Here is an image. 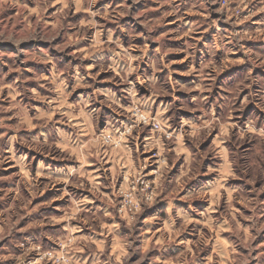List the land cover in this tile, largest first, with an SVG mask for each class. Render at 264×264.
Returning a JSON list of instances; mask_svg holds the SVG:
<instances>
[{"label":"rangeland","instance_id":"1","mask_svg":"<svg viewBox=\"0 0 264 264\" xmlns=\"http://www.w3.org/2000/svg\"><path fill=\"white\" fill-rule=\"evenodd\" d=\"M257 97L264 0H0V264H264Z\"/></svg>","mask_w":264,"mask_h":264},{"label":"clouds","instance_id":"2","mask_svg":"<svg viewBox=\"0 0 264 264\" xmlns=\"http://www.w3.org/2000/svg\"><path fill=\"white\" fill-rule=\"evenodd\" d=\"M208 79H212L210 76L207 77ZM205 87H211V85H203L202 89ZM239 96V86H237L236 89H233V94L226 104L225 112L226 115L222 116L220 119H212L211 126L212 127H226L228 118L231 117L232 110L235 106L236 100ZM206 99V98H205ZM259 102L261 104H264V97H257ZM205 128L208 127V125L204 126ZM243 134L244 136L255 135L256 137H260V150L256 152H252L248 155L246 159H244L243 163H239L241 157L239 154L233 153L232 157V164L237 165L238 171H240L242 174L250 175L252 179H256L259 177L261 180H264V130L256 131L255 130V122L254 121H248L245 126L238 129L237 135L238 137ZM221 153L225 156H227V153L221 149ZM200 155V153H196L193 155L192 153H186V156L190 163L198 164L199 161L197 157ZM242 242V241H241Z\"/></svg>","mask_w":264,"mask_h":264},{"label":"crops","instance_id":"3","mask_svg":"<svg viewBox=\"0 0 264 264\" xmlns=\"http://www.w3.org/2000/svg\"><path fill=\"white\" fill-rule=\"evenodd\" d=\"M112 169V168H111ZM101 171V172H100ZM110 171V169L109 168H107V167H103V168H99V169H96V168H94L93 170H92V172L93 173H95V177H93L94 178V181H95V179H99L98 180V184H101L102 183V180H101V173L103 174V175H106L108 172ZM84 174H85V171L83 172ZM98 173H100V174H98ZM83 178H86V177H83ZM70 179H68V181H69ZM102 195V194H101ZM104 198H103V196H102V200H103ZM85 205V204H84ZM99 209H102L101 207L99 208ZM103 210V209H102ZM45 214H41L40 216H44ZM49 232V233H48ZM51 232H55V230H53V229H50V230H48L46 233H45V231H43V230H40V229H38V230H35V242L37 241V242H42L43 244H52L53 242H52V239H53V236H52V234H51ZM26 236V235H25Z\"/></svg>","mask_w":264,"mask_h":264},{"label":"built area","instance_id":"4","mask_svg":"<svg viewBox=\"0 0 264 264\" xmlns=\"http://www.w3.org/2000/svg\"><path fill=\"white\" fill-rule=\"evenodd\" d=\"M142 121H143V123H148V121H146L144 118H143ZM153 126H154L155 129H159L160 128V125L159 124H155L154 123Z\"/></svg>","mask_w":264,"mask_h":264}]
</instances>
